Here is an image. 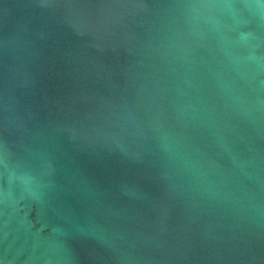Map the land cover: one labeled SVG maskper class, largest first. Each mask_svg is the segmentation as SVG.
Returning a JSON list of instances; mask_svg holds the SVG:
<instances>
[{
  "label": "water",
  "instance_id": "1",
  "mask_svg": "<svg viewBox=\"0 0 264 264\" xmlns=\"http://www.w3.org/2000/svg\"><path fill=\"white\" fill-rule=\"evenodd\" d=\"M0 264H264V0H0Z\"/></svg>",
  "mask_w": 264,
  "mask_h": 264
}]
</instances>
